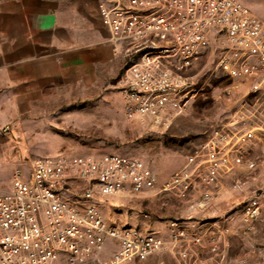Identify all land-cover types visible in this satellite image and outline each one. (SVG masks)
Segmentation results:
<instances>
[{
    "label": "built area",
    "instance_id": "1",
    "mask_svg": "<svg viewBox=\"0 0 264 264\" xmlns=\"http://www.w3.org/2000/svg\"><path fill=\"white\" fill-rule=\"evenodd\" d=\"M97 4L110 42L130 60L119 81L128 122L168 129L201 91L195 69L213 42L227 96L235 91L251 102L215 125L163 181L141 159L115 153L42 157L15 169L0 195V264H127L202 244L194 219L174 223L169 238L116 225L103 212L113 197L168 194L204 211L228 177L243 194L241 222L250 229L264 214V19L241 0ZM221 241L213 235L210 250L218 252Z\"/></svg>",
    "mask_w": 264,
    "mask_h": 264
},
{
    "label": "rangeland",
    "instance_id": "2",
    "mask_svg": "<svg viewBox=\"0 0 264 264\" xmlns=\"http://www.w3.org/2000/svg\"><path fill=\"white\" fill-rule=\"evenodd\" d=\"M241 2L264 19V0ZM217 43H212L211 50L195 69L201 91L198 90L187 110L165 131L147 129L125 119L119 81L130 62L128 58L115 84L63 89L53 98L35 103L26 113L12 114L9 121L0 124V195L10 189L15 169L26 170L37 158L59 155L115 153L137 157L153 169L161 181L168 178L215 125L224 123L232 111L251 102L247 95L235 91L227 96L230 82L215 66ZM262 146L264 137L258 149ZM242 195L234 190L230 179L213 201V207L218 209L221 204L222 214L234 223L236 235L229 248V259L231 264H264V217L252 228H246L241 222ZM105 206V217L116 225L144 231L165 230L168 220L195 211L190 209L189 202L168 194L113 197L106 200ZM209 212L216 213L215 210ZM127 264L172 263L165 257L155 256Z\"/></svg>",
    "mask_w": 264,
    "mask_h": 264
},
{
    "label": "crops",
    "instance_id": "3",
    "mask_svg": "<svg viewBox=\"0 0 264 264\" xmlns=\"http://www.w3.org/2000/svg\"><path fill=\"white\" fill-rule=\"evenodd\" d=\"M125 59L122 48L109 40L97 0H0V124L63 89L117 83ZM229 180L220 181L216 197ZM213 206L168 220L165 230H153L169 238L174 223L194 219L204 236L202 244L184 242L149 258L165 257L172 264H231L234 223L222 214L221 204ZM213 235L222 238L216 253L210 250Z\"/></svg>",
    "mask_w": 264,
    "mask_h": 264
}]
</instances>
